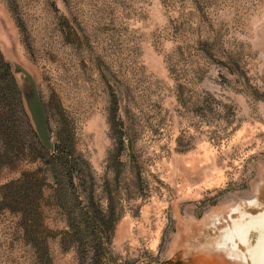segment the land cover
<instances>
[{
    "label": "rangeland",
    "instance_id": "rangeland-1",
    "mask_svg": "<svg viewBox=\"0 0 264 264\" xmlns=\"http://www.w3.org/2000/svg\"><path fill=\"white\" fill-rule=\"evenodd\" d=\"M0 48L34 75L52 142L76 152L69 210L97 225L95 242H64L48 175L53 264H256L264 0H0ZM40 166H2L0 186ZM20 221L0 210V264H42Z\"/></svg>",
    "mask_w": 264,
    "mask_h": 264
},
{
    "label": "trees",
    "instance_id": "trees-1",
    "mask_svg": "<svg viewBox=\"0 0 264 264\" xmlns=\"http://www.w3.org/2000/svg\"><path fill=\"white\" fill-rule=\"evenodd\" d=\"M53 144V149L48 150L41 143L26 109L12 64L0 48V169L27 157L41 164L37 169L24 171L16 180L7 181L0 186V210L19 214L24 239L34 247L36 257L42 264H53L48 244L49 235L44 230L42 216L45 190L50 184L48 175L53 177L55 184L53 199L56 205L66 210L69 226L64 232V242L77 245L80 249L85 245V239L95 242L98 238L97 225L90 221L89 212L75 214L69 210L75 206L72 205L74 201L70 198L69 186L74 188L75 185L74 175L78 168L76 152L68 143L57 141ZM44 166L46 174L42 175ZM102 236L98 241L103 248L108 249L107 231Z\"/></svg>",
    "mask_w": 264,
    "mask_h": 264
},
{
    "label": "water",
    "instance_id": "water-1",
    "mask_svg": "<svg viewBox=\"0 0 264 264\" xmlns=\"http://www.w3.org/2000/svg\"><path fill=\"white\" fill-rule=\"evenodd\" d=\"M18 85L21 88L23 100L26 103V109L32 118L35 130H37L42 144L51 150L54 147L52 142V132L49 126V118L46 112L44 101L40 96L39 87L34 75L20 63L12 65Z\"/></svg>",
    "mask_w": 264,
    "mask_h": 264
},
{
    "label": "bare ground",
    "instance_id": "bare-ground-1",
    "mask_svg": "<svg viewBox=\"0 0 264 264\" xmlns=\"http://www.w3.org/2000/svg\"><path fill=\"white\" fill-rule=\"evenodd\" d=\"M251 220H252L250 223L251 225H247V229H249L253 224H255L253 227H256L258 230L262 231V238L264 239V213L260 217H252ZM259 243H260V239H259L258 244ZM225 247H227V243L224 244V248ZM263 251H264V246L261 247V249L256 248V250L254 252H251L252 253L251 258L253 259L254 263H256V264L260 263Z\"/></svg>",
    "mask_w": 264,
    "mask_h": 264
}]
</instances>
